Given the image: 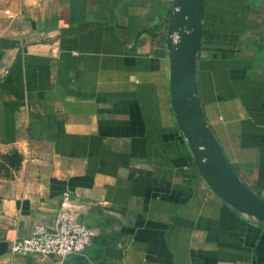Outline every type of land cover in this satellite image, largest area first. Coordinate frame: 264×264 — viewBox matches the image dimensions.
Masks as SVG:
<instances>
[{
    "label": "crops",
    "instance_id": "1",
    "mask_svg": "<svg viewBox=\"0 0 264 264\" xmlns=\"http://www.w3.org/2000/svg\"><path fill=\"white\" fill-rule=\"evenodd\" d=\"M203 2L191 82L181 0H0V264H264V222L209 182L264 203V0ZM66 220L83 254H11Z\"/></svg>",
    "mask_w": 264,
    "mask_h": 264
},
{
    "label": "water",
    "instance_id": "2",
    "mask_svg": "<svg viewBox=\"0 0 264 264\" xmlns=\"http://www.w3.org/2000/svg\"><path fill=\"white\" fill-rule=\"evenodd\" d=\"M181 1L183 6L181 5L178 7V13L179 15H181L182 20L185 22L184 24H181L178 29L172 31L168 38V43L171 49V53L174 55V60H176V53L181 51L186 52L187 55L185 57L184 66L185 75L188 81L193 82L196 75L199 41L201 37L200 22L204 2L203 0H195L193 2H190L189 0ZM189 12L193 13L194 16H196L195 19L191 16H187ZM187 20H189V22H187ZM187 24L189 27H186ZM173 105L176 109L178 120L183 125L184 131L190 138V144L197 154L196 160L198 167L200 171L206 175L208 173V164L202 158L203 153L196 142V137L191 128V122L180 105L179 95H176V91L174 94ZM222 162L223 161L221 160V158H218L215 155L212 156L208 161L210 165L214 166H220L223 164ZM214 178L215 180L211 178L209 179L210 185L214 189V191L223 199V201L238 210H241L250 215L258 216L264 222V203H258L248 200L226 188L220 182V179H218L217 176H214Z\"/></svg>",
    "mask_w": 264,
    "mask_h": 264
},
{
    "label": "built area",
    "instance_id": "3",
    "mask_svg": "<svg viewBox=\"0 0 264 264\" xmlns=\"http://www.w3.org/2000/svg\"><path fill=\"white\" fill-rule=\"evenodd\" d=\"M94 236L86 223L66 220L56 228L37 225L30 236L14 239L9 249L12 255L64 259L83 254L92 245Z\"/></svg>",
    "mask_w": 264,
    "mask_h": 264
},
{
    "label": "rangeland",
    "instance_id": "4",
    "mask_svg": "<svg viewBox=\"0 0 264 264\" xmlns=\"http://www.w3.org/2000/svg\"><path fill=\"white\" fill-rule=\"evenodd\" d=\"M186 27H189V26H188V24H187V26H186Z\"/></svg>",
    "mask_w": 264,
    "mask_h": 264
}]
</instances>
